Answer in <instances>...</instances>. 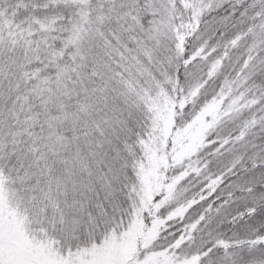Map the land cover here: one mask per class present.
<instances>
[{
	"label": "snow or ice",
	"instance_id": "1",
	"mask_svg": "<svg viewBox=\"0 0 264 264\" xmlns=\"http://www.w3.org/2000/svg\"><path fill=\"white\" fill-rule=\"evenodd\" d=\"M0 264H264V0H0Z\"/></svg>",
	"mask_w": 264,
	"mask_h": 264
}]
</instances>
